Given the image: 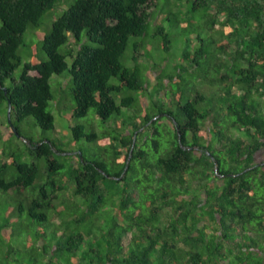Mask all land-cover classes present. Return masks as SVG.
<instances>
[{"label":"trees","instance_id":"16d2710c","mask_svg":"<svg viewBox=\"0 0 264 264\" xmlns=\"http://www.w3.org/2000/svg\"><path fill=\"white\" fill-rule=\"evenodd\" d=\"M175 44L172 70L147 53ZM60 85L72 118L111 122L71 125L96 149L68 165L52 113ZM9 103L0 193L15 205L0 223V264H264L251 254L264 255V0H0L10 126ZM30 117L54 137L23 132ZM23 215L38 227L33 254L12 246Z\"/></svg>","mask_w":264,"mask_h":264},{"label":"rangeland","instance_id":"374dc122","mask_svg":"<svg viewBox=\"0 0 264 264\" xmlns=\"http://www.w3.org/2000/svg\"><path fill=\"white\" fill-rule=\"evenodd\" d=\"M71 1V0H68V2ZM67 7V6H66ZM65 7V8H66ZM54 11H56V9L52 10V11H49L47 12L43 19H42V22H43V25L38 28L36 31L34 30L33 33L29 32L30 35V38L32 37L34 40H37L38 38H40L44 32H45V29H46V25L48 24H51V20L53 18H55L56 16H58L61 12H58L56 11V13H53ZM54 14V17L50 18L51 15ZM28 32H26L25 34V41H28L27 39V34ZM29 38V39H30ZM150 42L153 43V41H156L154 39H150L149 40ZM178 47H180L178 44H175L172 48V50L170 51V53H167V54H163L161 51H159L158 49L156 48H151V50H147V53L149 56L152 57L153 61L154 62H158L161 58H164L165 59V62H164V66L163 68L164 69H171L170 65L174 64V60L177 59L178 57ZM146 50V49H144ZM130 51L128 50L127 54L129 53ZM42 55L45 56V53L42 52ZM178 60H180V58L178 57ZM147 77L150 81V84H149V88H148V91L149 92H153L154 89H153V84H154V81H155V78H156V75L157 73L152 71V70H148L147 71ZM191 79L189 78V81ZM54 81V82H58V81H61L64 83V81H66L65 78H60V77H54L52 78L51 82ZM189 84H191V82H189ZM199 85L203 88H206L207 90L211 89L212 87L209 85L208 86V83H203L202 81L199 82ZM53 89H54V86H53ZM56 99L55 101L53 102V105H52V113L54 115V122H55V127H56V130L58 131L59 135L58 138L60 139V142H59V145L61 144L62 142V146L65 145V153H68V154H60V158L61 160H66V164L68 165L69 164V161L70 158H73V154L74 152H77V151H80V149H85L88 147V149H91V148H94L96 149V146H91V148L89 147V143H87L85 140H81V141H74L72 139V135H71V131H70V126L73 125L74 123H77V122H81V123H85V124H92L95 126L96 130L98 131H101L103 129H107L108 128V125L111 124V122H108V123H102V121L97 117L95 116L94 113H92V111L90 110L89 113L85 116V117H81L79 119H75V118H72L71 117V109H72V104L69 102V97L67 98V92H68V88L66 86H57L56 89ZM149 96V95H148ZM138 98L140 99V96H138ZM146 100H147V97H146ZM0 121H2L5 125L1 126L0 125V133H4L6 131L9 130V128H11L5 121H6V118H5V115L4 114H1L0 115ZM21 129L23 132H25L26 134H31V136H33L35 139H39L43 136H48V137H54V133L52 130H48V131H42V129L40 128L39 125H37L35 123V120L30 117V118H27L22 126H21ZM12 146H19L21 147L22 146V139H18L17 137H14L12 139V142H11ZM0 145H2V142H0ZM14 148V147H13ZM68 155V156H67ZM66 156V157H65ZM257 159L258 160H264V155L260 154L257 155ZM41 163L43 164V161H41ZM15 205L14 203V200L12 198H10L8 195H6L5 193H0V223H5V221L7 220L8 216H7V212ZM108 214L109 212H107V214H105L107 217H108ZM13 226L14 224H17L18 226L22 227L20 229H16V233L18 235H22V237H17L16 235H14L12 237V246L13 247H16V248H19V249H24L27 250L24 252V254H26V252L29 251V254H33V251L31 250V247L27 244L28 241L26 240L29 235L35 239V236H34V231L37 230L38 231V227L35 226V227H30L28 225V223H26V220L24 219V215L22 216V219H18V222L17 223H12ZM12 224H11V227H12ZM257 234V233H256ZM259 238H260V234H259ZM259 238H255L256 241H258V244H260L259 242ZM250 240V239H249ZM35 241V240H33ZM29 243H32L31 241H29ZM40 242H36V244H39ZM25 246V247H24ZM38 246V245H37ZM24 247V248H22ZM50 255V254H49ZM51 256V255H50ZM48 257V256H46ZM24 260L26 262H28L29 260L27 258H24ZM43 261H45V258L42 259Z\"/></svg>","mask_w":264,"mask_h":264},{"label":"crops","instance_id":"0c3cea01","mask_svg":"<svg viewBox=\"0 0 264 264\" xmlns=\"http://www.w3.org/2000/svg\"><path fill=\"white\" fill-rule=\"evenodd\" d=\"M252 257L254 258H263V262H264V255L262 254V252L257 248H253L252 250ZM254 262L253 261H249L248 264H253ZM247 264V263H246Z\"/></svg>","mask_w":264,"mask_h":264},{"label":"water","instance_id":"95a60500","mask_svg":"<svg viewBox=\"0 0 264 264\" xmlns=\"http://www.w3.org/2000/svg\"><path fill=\"white\" fill-rule=\"evenodd\" d=\"M4 91L6 92V88H4ZM8 105H9V106H8L7 120H8V122H9L11 128H13V125L11 124V120H10V112H9V111H10V103H9ZM13 131L16 132L15 129H13Z\"/></svg>","mask_w":264,"mask_h":264},{"label":"flooded vegetation","instance_id":"af4514ba","mask_svg":"<svg viewBox=\"0 0 264 264\" xmlns=\"http://www.w3.org/2000/svg\"><path fill=\"white\" fill-rule=\"evenodd\" d=\"M260 154L264 155V149H259V150H258V152H257V154H256V156H255V161H256V163H260V162L264 161V160H258V159H257V155L260 156Z\"/></svg>","mask_w":264,"mask_h":264},{"label":"clouds","instance_id":"9594fccd","mask_svg":"<svg viewBox=\"0 0 264 264\" xmlns=\"http://www.w3.org/2000/svg\"><path fill=\"white\" fill-rule=\"evenodd\" d=\"M11 127V126H10ZM22 139V138H21Z\"/></svg>","mask_w":264,"mask_h":264}]
</instances>
